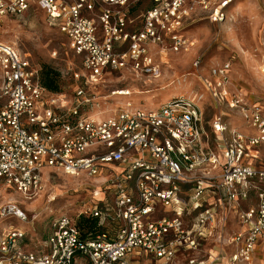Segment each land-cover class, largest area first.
Listing matches in <instances>:
<instances>
[{
    "label": "built area",
    "instance_id": "built-area-1",
    "mask_svg": "<svg viewBox=\"0 0 264 264\" xmlns=\"http://www.w3.org/2000/svg\"><path fill=\"white\" fill-rule=\"evenodd\" d=\"M193 1L0 0V19L23 16L33 5L44 12L80 62L81 73L71 78L82 84L71 102L46 91L30 56L0 42V193L11 189L34 200L46 167L94 179L104 196L85 215L102 234L83 236L79 218L60 216L44 246L30 251L26 233L9 226L0 233V264H137L143 256L150 264H175L179 254L184 264H252L264 235V107L229 91L228 62L213 67L203 85L216 106L236 110L254 133L229 128L220 112L208 130L196 100L185 96L156 111L127 104L103 119L81 111L96 100L88 85L109 73L159 78L154 56L185 49ZM232 1H220L212 20H221ZM231 215L244 229L226 236ZM11 217L28 221L17 204L4 202L0 220ZM210 239L233 250L203 258L201 243Z\"/></svg>",
    "mask_w": 264,
    "mask_h": 264
},
{
    "label": "rangeland",
    "instance_id": "rangeland-1",
    "mask_svg": "<svg viewBox=\"0 0 264 264\" xmlns=\"http://www.w3.org/2000/svg\"><path fill=\"white\" fill-rule=\"evenodd\" d=\"M220 1L223 0H212L207 9H204V0L190 3L191 18L184 23L182 31L185 49L166 50L154 56L160 67L159 78L137 77L128 71L109 73L102 82L88 85L96 100L88 105L89 109L81 111L90 115L103 114L105 116L100 117L103 119L127 104H131L133 110L156 111L172 98L185 96L196 100L208 130L213 115L220 112L225 115L229 128H238L244 134L254 133L245 126L236 110L214 104L203 81L209 78L213 67L228 62L229 91L246 102L264 106V77L260 73L264 65V0H233L224 8V17L213 21V12ZM32 8L23 16L0 19V42L20 54H28L35 66L47 65L55 70L62 93L71 102L73 89L82 86L71 78L72 71L81 73L80 62L69 51L65 38L49 26L44 12L34 5ZM196 62L199 65L196 66ZM117 92H125V95ZM206 140L210 146L213 144L210 134ZM260 152L264 156V149ZM42 178L43 191L32 201H25L11 189L0 193V205L14 202L28 218L26 223L13 217L0 220V233L9 226L23 230L25 250L44 246L54 219L68 216L76 221L80 215H88L87 209L92 202L100 203L104 199L93 189L94 179L83 176L73 179L46 167L42 170ZM52 196L54 200L50 201ZM161 215L159 207L156 216Z\"/></svg>",
    "mask_w": 264,
    "mask_h": 264
},
{
    "label": "crops",
    "instance_id": "crops-1",
    "mask_svg": "<svg viewBox=\"0 0 264 264\" xmlns=\"http://www.w3.org/2000/svg\"><path fill=\"white\" fill-rule=\"evenodd\" d=\"M250 103H258V102H251ZM262 106V105H261ZM264 107V106H262ZM212 199L211 197H208V203H211ZM196 214H194L195 216ZM244 229V227L240 226V224L237 222L236 218L231 215L226 226H225V235L226 236H230L234 233H238L240 231H242ZM218 234V230L215 231V235ZM215 239H210V240H206L204 242L201 243V256H203V258H206L208 255L209 256H217L220 253H223L225 255H228L231 253V251L233 250L231 247H220L218 245L215 244ZM184 258L179 254L175 260V264H184L183 262ZM137 264H150V261L143 256L142 259L140 260V262H138ZM252 264H264V235L259 239L258 243L256 244L255 247V251H254V258H253V262Z\"/></svg>",
    "mask_w": 264,
    "mask_h": 264
},
{
    "label": "trees",
    "instance_id": "trees-1",
    "mask_svg": "<svg viewBox=\"0 0 264 264\" xmlns=\"http://www.w3.org/2000/svg\"><path fill=\"white\" fill-rule=\"evenodd\" d=\"M39 68V78L42 87L53 94L61 93L62 89L59 74L47 65H42ZM77 225L83 236H95L104 232V229L97 225V220L95 218L85 215L79 217Z\"/></svg>",
    "mask_w": 264,
    "mask_h": 264
},
{
    "label": "bare ground",
    "instance_id": "bare-ground-1",
    "mask_svg": "<svg viewBox=\"0 0 264 264\" xmlns=\"http://www.w3.org/2000/svg\"><path fill=\"white\" fill-rule=\"evenodd\" d=\"M116 94L123 96V95H125V92H117Z\"/></svg>",
    "mask_w": 264,
    "mask_h": 264
}]
</instances>
